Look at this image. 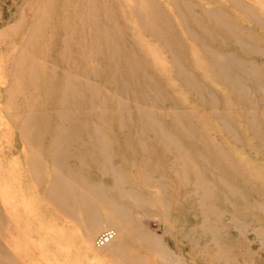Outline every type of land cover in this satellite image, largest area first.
Here are the masks:
<instances>
[{"label":"bare ground","instance_id":"bare-ground-1","mask_svg":"<svg viewBox=\"0 0 264 264\" xmlns=\"http://www.w3.org/2000/svg\"><path fill=\"white\" fill-rule=\"evenodd\" d=\"M87 9L90 11V8ZM65 24L62 31L69 29ZM84 26L86 29V25ZM96 28L98 27L95 26ZM88 32L94 35L89 29ZM151 33L160 40L163 39L158 31L152 30ZM230 33L236 44L245 43L243 36ZM191 37L207 52L215 73L225 81V86L232 93L236 92L238 97L231 96L233 103L242 111L261 109L258 110L261 111V114L258 113L260 117L254 115V112L253 115H244L242 118L253 130V137L260 144L259 152L264 162V128L261 126L264 125V100L259 101L256 96L251 95L252 92L249 94L244 84L249 80L257 84L258 81L264 82V73L260 72L261 75L258 76L259 68L256 63L247 62L229 51L219 55L205 46L204 37ZM110 39L111 37L105 42L112 46H109L105 54V64L109 71L103 77H97L103 81L102 85L110 87L115 98H109L107 93L101 91V87L99 89L92 84L90 80L96 77V73L91 66V69L87 66L89 70L80 72L83 68L81 70L75 64L72 66L73 71L77 75L82 73L81 76L84 75L87 79L82 87H76L77 77L72 75L71 68L67 72L71 75L68 76L65 72L67 78L61 79L56 84V89H46L47 93L54 91L53 94L59 97L49 101L53 108L51 110L56 114L55 119L52 120L48 115L45 117L44 114L35 117L34 110L33 115L30 113L23 119L22 137L30 149L27 164L31 178L38 187L45 183L41 198L46 212L56 209L64 216L52 230L57 237L43 236L39 237V241L45 243L56 238L61 243H66V236L80 232V243L91 245L92 239L108 228L107 231L112 232V238L102 247L94 246V255L108 256L109 264H182L183 247L178 246L177 254L171 248V239L182 238L190 249L201 248L206 256L213 260H222L232 255V251L241 245L240 239L247 232L252 231L260 237L264 235V188H258V183L264 187V175L259 180L258 174L248 177L238 172L239 166L234 162L230 150L219 142L211 144L207 134L200 133L199 130L197 133V127L187 121L185 112L177 110L179 105L169 99L167 91L155 85L156 81L152 84L149 74H138L134 69L138 70L139 63L136 66L131 59L123 58L120 45ZM212 39L214 38L208 39V42H213ZM93 42L95 44L94 40L90 42L93 49L90 48L92 51L83 64L89 65L93 58L91 56H100L102 52L99 48H94L97 43L93 46ZM80 43L79 41L77 45ZM61 49L63 51V47ZM261 50L264 48L260 49L255 45L247 47V51L251 53ZM31 67L29 70H32ZM178 72L186 83L183 84L193 92L197 102L215 111L214 117L222 126L221 131L226 134V138L238 142L240 137L235 130L232 116L217 110V99L211 93L204 94L203 88L198 85L193 75H188V71L186 73L181 68ZM258 89L264 91V87L259 85ZM36 92L38 96L41 95L37 88ZM108 103L114 111H110ZM165 103H169V119L162 113L165 111ZM35 112H39L38 109ZM52 125L55 129L49 132ZM113 130H118L122 138L114 136ZM117 139L120 142L115 145ZM50 167L53 172L45 177L44 172ZM155 218V226L160 234L150 228V221ZM5 230L6 227L1 223L0 235ZM231 230L236 232V237L232 236ZM4 247L5 245L0 244V256L4 253Z\"/></svg>","mask_w":264,"mask_h":264},{"label":"rangeland","instance_id":"rangeland-1","mask_svg":"<svg viewBox=\"0 0 264 264\" xmlns=\"http://www.w3.org/2000/svg\"><path fill=\"white\" fill-rule=\"evenodd\" d=\"M64 1L0 0V221H3L1 223L6 227L5 232L0 235V244L5 245L4 253L7 251L6 254L3 253L0 256V264H109L108 256L96 257L94 255L96 239L109 230L108 228L97 234L92 239L91 245L80 243V232L66 236L64 238L66 243L64 241L61 243L56 238L47 240L45 243L39 241V237L43 236L57 237L55 233H52V230L59 225L64 216L56 209L50 213L46 212L45 204L41 198L45 183L38 187L31 178L27 164L30 149L27 141L23 140L21 128L23 119L30 113L33 115V112L35 117L44 114L45 117L48 115L51 119L53 118L52 120L55 119L56 114L51 110L53 108L49 101L52 102L56 97L57 99L59 97L57 94H53L54 91L47 93L46 89H56V84L61 79L65 80L67 74L70 76L72 73L77 77L76 87H82L86 83L87 79L84 75L81 76L82 73L77 75V72L73 71L74 67L72 66L75 64V66L79 65L78 68H83V71L80 72H84V69L85 71L89 70L91 66L96 73L94 79H98H91L92 84L95 87L98 86L99 89L101 87V91L107 93L109 98L116 97L110 87L102 85L103 81L97 77V75L103 77L107 74L106 71H109L105 64L107 61L105 60L106 50L112 47L110 43H105L109 37L118 46L120 45V53L123 58L131 59L136 63V66L139 63L140 69H134L138 74L150 75L152 84L156 81L155 85L163 87L162 89L167 91L169 99L179 105L177 110L185 112L187 121L197 127V133L207 134L211 144L219 142L230 150L234 162L239 166L238 172L248 177L258 174L259 180L262 178L261 175H264V162L259 152L260 144L253 137V130L242 118L244 115H253L254 112L256 113L254 115L258 116V113L261 114V111L258 110L261 109L242 111L239 106L234 104L231 96L238 97L236 92L232 93V90L225 86V81L215 73L207 52L191 39L192 35L204 37L205 46L215 50L219 55L229 51L247 62L256 63L257 68L261 69L260 71L257 69V75L260 76L264 73V50L251 53L247 51V47L255 45L260 49L264 48V0H92V2L91 0H80L81 3L79 0H67V3L66 0ZM87 8H90L91 12ZM78 16L81 18L79 19ZM95 17H99L100 22L99 18L95 20ZM63 19L64 21H62ZM225 21L227 22L225 23ZM64 24L69 28L67 31L61 29ZM90 26L93 28L90 29ZM95 26L98 28L95 29ZM78 27L79 29H77ZM88 29L94 35L88 32ZM152 30L158 31L163 39L160 40L153 35ZM230 32L243 36L244 41L247 42L245 41L241 45L236 44ZM212 37L214 38L213 42H208V39ZM85 40L86 42H84ZM93 40L95 41V44L92 43L93 46L97 43L94 48H99L102 52H100V56L99 54L91 56L93 57L91 61H93H90L89 65L83 64L92 51L90 42ZM77 41L81 43L77 45ZM59 47H63V51ZM123 48L127 49V52ZM243 51H247L248 54L246 52L243 54ZM82 59L84 60L82 61ZM59 62L61 64H58ZM32 65L34 68L31 67ZM30 67L32 70H29ZM71 68L73 72L70 71ZM180 68L186 73L188 71V75H193L192 77L196 79L198 85L203 88L204 94L214 95L218 101V111L227 112L232 116L235 130L240 137L238 142L226 138V134L221 131L222 126L214 117L215 111L202 106L195 99L193 92L186 88V83L178 72ZM99 69L103 73H100ZM69 71L71 73H67ZM260 72L262 73L260 74ZM52 80L53 82H51ZM244 84L247 86L249 94L252 92L251 95L256 96L259 101L264 100V91L257 90V85L264 87V82L258 81L257 84L249 80ZM36 88L39 95L42 96H38ZM38 97L39 99H37ZM108 105L110 111H114L111 104L108 103ZM163 108L165 111L162 113H166L163 116L169 119L168 114L171 113L169 103H165ZM37 109L39 112H35ZM261 126L264 128V125ZM54 127L50 126L49 132L53 131ZM113 135L118 139L122 138L118 130H113ZM118 139L115 145L120 142ZM47 169L48 171L44 172L45 177L53 172L51 167ZM131 169L134 170V168ZM258 186V188H264L259 183ZM156 220L155 218L150 221V228L160 234L155 226ZM231 234L234 237L237 236L234 230H231ZM171 240H173L171 248L177 254H179L178 246L183 247L182 264H264V235L260 237L252 231L247 232L240 239L241 245L232 251V255L222 260H213L206 256L201 248L190 249L182 238ZM47 245H50L51 249L47 248Z\"/></svg>","mask_w":264,"mask_h":264},{"label":"built area","instance_id":"built-area-1","mask_svg":"<svg viewBox=\"0 0 264 264\" xmlns=\"http://www.w3.org/2000/svg\"><path fill=\"white\" fill-rule=\"evenodd\" d=\"M112 238V232L107 231L102 233L95 241V245L97 247H102L104 246L110 239Z\"/></svg>","mask_w":264,"mask_h":264}]
</instances>
